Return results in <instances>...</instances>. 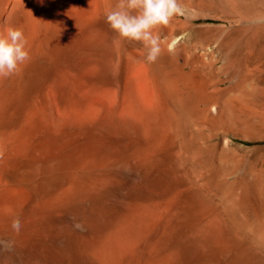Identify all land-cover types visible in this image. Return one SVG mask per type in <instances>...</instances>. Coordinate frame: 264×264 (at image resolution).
Returning <instances> with one entry per match:
<instances>
[{
	"label": "bare ground",
	"instance_id": "bare-ground-1",
	"mask_svg": "<svg viewBox=\"0 0 264 264\" xmlns=\"http://www.w3.org/2000/svg\"><path fill=\"white\" fill-rule=\"evenodd\" d=\"M115 2L0 0V264H264V13L179 0L148 64Z\"/></svg>",
	"mask_w": 264,
	"mask_h": 264
},
{
	"label": "clouds",
	"instance_id": "clouds-1",
	"mask_svg": "<svg viewBox=\"0 0 264 264\" xmlns=\"http://www.w3.org/2000/svg\"><path fill=\"white\" fill-rule=\"evenodd\" d=\"M181 13L179 0H116L104 22L113 34V43L139 45L146 49L144 62L154 64L162 53L161 40L156 33ZM27 46L22 30L6 27L0 31V79L17 75L21 66L31 60ZM12 229L16 233L20 231L18 218L12 221ZM4 246L10 247L7 243Z\"/></svg>",
	"mask_w": 264,
	"mask_h": 264
},
{
	"label": "rangeland",
	"instance_id": "rangeland-1",
	"mask_svg": "<svg viewBox=\"0 0 264 264\" xmlns=\"http://www.w3.org/2000/svg\"><path fill=\"white\" fill-rule=\"evenodd\" d=\"M234 1V2H233ZM244 1V2H243ZM253 1V2H252ZM263 1V2H262ZM252 2V3H251ZM240 3H241V5H240ZM254 3H256V4H254ZM264 0H231V7H232V9H234V10H236V8L238 9L237 11L238 12H240V13H247L245 16H247V17H249V15H250V17L251 18H255L254 16H256V15H259V16H256V18L258 17H260V15L262 16L263 15V13H264ZM236 5V6H235ZM250 6V7H249ZM254 6H256V7H254ZM261 6V7H260ZM244 7V8H243ZM246 8H247V12H246ZM257 8H258V10H257ZM239 9H241L240 11H239ZM250 9V10H249ZM255 9V10H254ZM242 10H245V11H242ZM262 11V12H261ZM250 12V13H249ZM253 12H255V13H253ZM262 13V14H261ZM253 14V15H252Z\"/></svg>",
	"mask_w": 264,
	"mask_h": 264
}]
</instances>
